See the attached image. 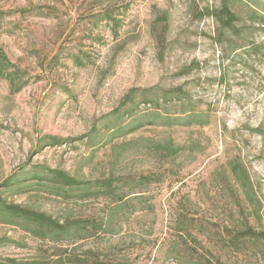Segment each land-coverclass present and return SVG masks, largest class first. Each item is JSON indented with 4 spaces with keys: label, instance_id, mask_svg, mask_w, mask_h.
<instances>
[{
    "label": "rangeland",
    "instance_id": "rangeland-1",
    "mask_svg": "<svg viewBox=\"0 0 264 264\" xmlns=\"http://www.w3.org/2000/svg\"><path fill=\"white\" fill-rule=\"evenodd\" d=\"M113 192L153 210L75 241L13 213L99 220ZM260 231L264 0H0V264H264Z\"/></svg>",
    "mask_w": 264,
    "mask_h": 264
},
{
    "label": "trees",
    "instance_id": "trees-1",
    "mask_svg": "<svg viewBox=\"0 0 264 264\" xmlns=\"http://www.w3.org/2000/svg\"><path fill=\"white\" fill-rule=\"evenodd\" d=\"M150 118H147V116L143 115L141 116L137 122L134 124H129L128 132H132L133 130L137 129L141 126V123L146 124H161V125H178V126H185V125H191L194 123H201L206 124L208 122L207 114L205 113H185L181 116H164L159 115L156 113L149 114ZM160 149L163 150V155L171 156L177 153V151H180V146H175L171 141H165L160 144ZM233 172V170H232ZM233 174V173H232ZM59 176H63L62 174ZM65 178H62L61 180H64L63 183H66V186H76L80 188L81 190V197H90V196H98V188L92 187L91 185L94 183L89 182H82L81 180H76L71 177H68L67 175H64ZM239 182V181H238ZM240 183V182H239ZM96 184V183H95ZM134 193V192H133ZM116 194V193H115ZM113 192V196H111V201L109 208V212L104 216V218H93L89 217L85 219L83 222L81 220H72V222H67L68 224L65 226H60L59 224H53V222H50L45 216L42 215H34L31 212L26 213L24 210H19L18 208L13 209V213H20L21 217L25 220H27L29 223L37 221L41 222V225H46L48 228H45L52 232V237L55 240H58V235H63L66 237L61 238L65 240H81V239H87L91 237H95L100 234V232L104 229V225H107L106 232L110 234H117L118 230L113 228L112 226V219L114 216L118 215L119 217L122 215H128L135 213L136 211H152L153 205L149 201V197H142L141 195L134 196L135 198H131L130 200H135V202L130 204V200H127L128 195L124 193H119L115 195ZM111 195V194H110ZM114 199V200H113ZM129 202V205H128ZM138 205V206H137ZM178 223L180 225H184L179 231L181 232V236L183 235H190V232L181 217H179ZM55 230H54V229ZM64 231V232H63ZM250 236L253 238L259 240L261 239L264 242V231L260 232H247ZM234 245L236 244V241H233ZM236 248V247H235ZM89 253V250L88 252ZM92 257L95 259L99 258V254H93ZM96 264H102V262H97ZM126 264H129L126 263ZM208 264H215V262L208 261Z\"/></svg>",
    "mask_w": 264,
    "mask_h": 264
}]
</instances>
